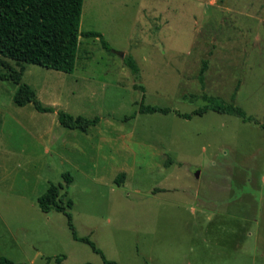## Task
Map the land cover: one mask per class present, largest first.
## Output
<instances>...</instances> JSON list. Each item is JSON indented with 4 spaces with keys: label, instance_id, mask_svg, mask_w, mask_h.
I'll return each mask as SVG.
<instances>
[{
    "label": "rangeland",
    "instance_id": "1",
    "mask_svg": "<svg viewBox=\"0 0 264 264\" xmlns=\"http://www.w3.org/2000/svg\"><path fill=\"white\" fill-rule=\"evenodd\" d=\"M79 31L100 33L112 52L97 38L80 36L72 74L24 64L21 81L56 111L97 116L87 133L60 126L56 112L16 106L15 86L0 80V255L26 264H57L58 257L61 264H103L88 245L72 239L62 213L38 208L49 183H63L62 174L69 173L73 182L64 200L73 202L75 233L106 260L248 264L240 253L235 261L234 247L200 242L214 236L226 216L204 210L206 180L197 174L246 172L254 185L233 191L254 201L247 214L261 216L264 129L212 111L190 119L172 112L129 119L143 94L122 60L129 55L137 63L145 104L190 114L205 105L194 95L225 102L233 97L246 116L264 125V0H83ZM202 60L203 90L196 76ZM214 190L215 201L228 199L229 193ZM245 203L239 200L229 212L240 214ZM257 230L264 242V226ZM259 239L251 245L257 254L264 251Z\"/></svg>",
    "mask_w": 264,
    "mask_h": 264
},
{
    "label": "trees",
    "instance_id": "2",
    "mask_svg": "<svg viewBox=\"0 0 264 264\" xmlns=\"http://www.w3.org/2000/svg\"><path fill=\"white\" fill-rule=\"evenodd\" d=\"M83 0H0V57L14 61L20 65L17 70L9 64L0 60V66L6 72L0 73V80L10 81L15 86L12 95V102L23 107L31 104L34 110L39 113L57 114V121L60 126L68 130H78L87 133L91 127L99 123L97 116L85 118L82 116H72L62 110H57L53 106L43 105L37 98L35 90L21 81L24 72V64L36 65L45 69L72 74L75 69L78 39L97 38L101 47L107 52H112L110 45L104 40L102 35L95 31H79ZM123 65L134 77V88L140 90L141 100L136 103L137 111L128 118H134L136 114L167 115L174 113L177 117L190 119L193 116H202L208 111L218 114L233 115L243 122H251L264 129L263 124H259L253 117L246 116L245 112L231 101L225 102L220 97L209 96L202 92L194 95L202 100L205 105L193 110L190 114H183L173 111L167 107L148 105L144 103V86L139 83L140 69L134 58L126 55L122 60ZM207 70V60L201 61L197 79L204 89V73ZM123 173L117 176L124 178ZM63 183H49L45 192L37 198V205L41 212L49 213L55 211L62 213L67 219V226L71 231L74 241L88 245L91 251L100 256L103 264H116L105 259L102 252L88 238H80L76 235L70 209L73 206L71 199L64 200L68 195V188L73 182L71 174H62ZM61 190H64L61 193ZM61 258L55 259L57 264H61ZM50 258L47 259L49 261ZM0 264H26L17 263L11 259L0 255Z\"/></svg>",
    "mask_w": 264,
    "mask_h": 264
},
{
    "label": "crops",
    "instance_id": "3",
    "mask_svg": "<svg viewBox=\"0 0 264 264\" xmlns=\"http://www.w3.org/2000/svg\"><path fill=\"white\" fill-rule=\"evenodd\" d=\"M197 175H204V178L206 180V183L204 184V188L206 189V191H203L202 196L203 203L205 204V207H203L204 210L206 212L212 209L216 211H222L225 212L224 216H226V221L220 220L216 223V226L219 231L214 232V236L210 235L209 238H202L200 242L212 245H214L213 243H215L222 246L224 244L228 246V249L234 247L231 250L236 251L233 254L235 256L233 258L236 262L241 258V254L244 255L245 258L248 260V264H260V262H257V258L264 259V251L257 254L255 253V251H253L254 247H252L251 249V245L255 246L256 240L260 238L259 230L257 229H259L261 226H264V208L262 209L263 214L261 216L257 217L247 214L250 209H255L254 201H251L250 205V201L248 199H245L246 193L238 195L234 193L235 191H233L237 188L240 189L241 186L245 184L254 185L252 177L250 178L249 176H247L246 172L243 171L234 172L229 170H215L210 172L207 171L205 172V174L199 173ZM213 189L216 190V193H229V196H225L228 199L224 200L223 198L218 197L215 201V198L211 197V194L209 193ZM241 199H244L248 202L245 203L244 208H242V212L240 214H233L229 212L232 210L233 206L238 205L236 203ZM219 203L222 205H227L228 209L217 208V205ZM208 218L209 214L207 215L205 221H207ZM252 227H255L254 230H252ZM259 240L264 246V242L261 241V238ZM240 246L243 247V251L241 252ZM185 264H191V261L188 259Z\"/></svg>",
    "mask_w": 264,
    "mask_h": 264
},
{
    "label": "water",
    "instance_id": "4",
    "mask_svg": "<svg viewBox=\"0 0 264 264\" xmlns=\"http://www.w3.org/2000/svg\"><path fill=\"white\" fill-rule=\"evenodd\" d=\"M121 58H123V55H120Z\"/></svg>",
    "mask_w": 264,
    "mask_h": 264
}]
</instances>
